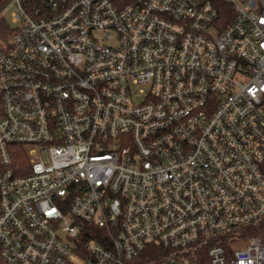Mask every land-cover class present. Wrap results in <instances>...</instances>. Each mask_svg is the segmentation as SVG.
I'll return each instance as SVG.
<instances>
[{"label":"built area","instance_id":"2783aa9c","mask_svg":"<svg viewBox=\"0 0 264 264\" xmlns=\"http://www.w3.org/2000/svg\"><path fill=\"white\" fill-rule=\"evenodd\" d=\"M0 18V264H264V0Z\"/></svg>","mask_w":264,"mask_h":264},{"label":"trees","instance_id":"16d2710c","mask_svg":"<svg viewBox=\"0 0 264 264\" xmlns=\"http://www.w3.org/2000/svg\"><path fill=\"white\" fill-rule=\"evenodd\" d=\"M4 3H5V0H0V10L3 8ZM8 28H9V24L6 21V19L5 18H0V31L1 30L4 31V30H6ZM152 248L149 249L150 251L149 250L146 251L143 255H141L138 258H136L135 260H133L130 264H141V263L151 259L152 257H154L155 254H152V252H153V251H151ZM156 249L158 250V252H156V254L157 253L160 254L161 249H158V248H156Z\"/></svg>","mask_w":264,"mask_h":264},{"label":"rangeland","instance_id":"374dc122","mask_svg":"<svg viewBox=\"0 0 264 264\" xmlns=\"http://www.w3.org/2000/svg\"><path fill=\"white\" fill-rule=\"evenodd\" d=\"M6 16L9 17V11L6 12Z\"/></svg>","mask_w":264,"mask_h":264}]
</instances>
